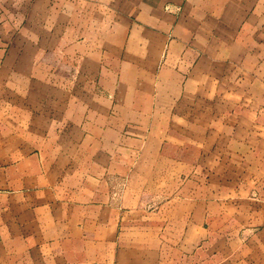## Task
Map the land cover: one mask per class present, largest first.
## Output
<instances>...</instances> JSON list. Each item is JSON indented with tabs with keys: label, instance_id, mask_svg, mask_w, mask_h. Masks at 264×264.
<instances>
[{
	"label": "crops",
	"instance_id": "1",
	"mask_svg": "<svg viewBox=\"0 0 264 264\" xmlns=\"http://www.w3.org/2000/svg\"><path fill=\"white\" fill-rule=\"evenodd\" d=\"M220 239L264 264V0H0V264Z\"/></svg>",
	"mask_w": 264,
	"mask_h": 264
},
{
	"label": "rangeland",
	"instance_id": "2",
	"mask_svg": "<svg viewBox=\"0 0 264 264\" xmlns=\"http://www.w3.org/2000/svg\"><path fill=\"white\" fill-rule=\"evenodd\" d=\"M171 170L173 171V170H177V169L172 168ZM174 178H175V176L173 174L172 175L167 174V175L159 176V177L156 176V184H160L162 186L163 190H166L168 186H172L174 184ZM157 180H159V181H157ZM169 193H171V191H169V192L160 191V192H158V194H159L158 196H162V194H169ZM218 241H219V245L217 247L219 248V253H220L218 264H240L241 259L238 260V258H241V257L236 256L237 254L235 256H232V257H234V260L233 259L231 260L232 257L230 258V260L227 259V256H226V247H227L226 242L227 241L221 240V239ZM252 242L254 244L250 243L248 245V249L250 250V255L245 260L246 264H260V254H259L260 249L258 248V245L255 241L252 240ZM209 249H211V248L209 247ZM213 250L216 251V247H213ZM210 252H212V251L209 250V253ZM108 258H110V256H108ZM109 263H112V262L109 261L107 264H109ZM112 264H119V263L115 262Z\"/></svg>",
	"mask_w": 264,
	"mask_h": 264
}]
</instances>
